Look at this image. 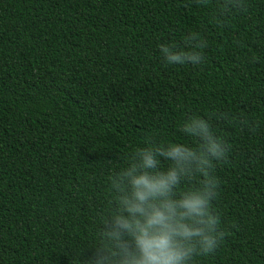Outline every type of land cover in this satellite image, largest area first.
Here are the masks:
<instances>
[{
    "label": "trees",
    "instance_id": "1",
    "mask_svg": "<svg viewBox=\"0 0 264 264\" xmlns=\"http://www.w3.org/2000/svg\"><path fill=\"white\" fill-rule=\"evenodd\" d=\"M192 32L205 61L166 65ZM190 115L231 149L193 264H264V0H0V264H85L108 177L148 137L196 146Z\"/></svg>",
    "mask_w": 264,
    "mask_h": 264
},
{
    "label": "clouds",
    "instance_id": "2",
    "mask_svg": "<svg viewBox=\"0 0 264 264\" xmlns=\"http://www.w3.org/2000/svg\"><path fill=\"white\" fill-rule=\"evenodd\" d=\"M222 9L244 11L246 0H222ZM185 45H159L162 61L194 66L205 61L199 33L186 36ZM179 131L196 146L157 144L148 137L108 177L109 210L99 216L98 242L85 264H193L195 257L217 249L224 231L212 210L218 190L212 170L214 163L227 159L230 145L199 115L188 116ZM161 158L167 167H161Z\"/></svg>",
    "mask_w": 264,
    "mask_h": 264
}]
</instances>
